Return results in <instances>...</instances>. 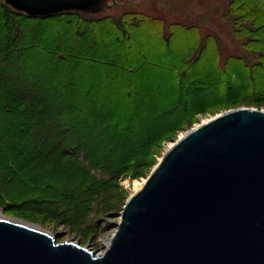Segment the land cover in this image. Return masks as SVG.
Instances as JSON below:
<instances>
[{
  "label": "rangeland",
  "instance_id": "374dc122",
  "mask_svg": "<svg viewBox=\"0 0 264 264\" xmlns=\"http://www.w3.org/2000/svg\"><path fill=\"white\" fill-rule=\"evenodd\" d=\"M115 2L116 4L112 5L110 1L111 7L95 17L63 14L56 18H46L43 22L38 21L40 26L33 27L28 35L33 39V42L28 44L30 47L25 48L21 57L15 60L13 57L19 54H12L9 63L4 66V69L9 71L0 79L8 81V85H21L23 88H30V85L35 86V83L43 81L45 86H48L49 80L51 86H56L55 92L60 98L63 96L72 99L74 95L77 104L68 114L80 119L87 111L90 112V109L85 107L87 104L82 103L84 92L91 83L90 77L84 78L76 74L74 87L77 92L71 93L68 86L72 74L71 60L66 62V57L58 65L52 66L53 63L44 51L35 44L59 45L63 50L62 55L70 54L68 58L72 59V53L77 51L79 45H84L81 40L90 44V41L96 38V43L100 44L101 41L102 44L105 34L107 42L104 49L106 47V51L112 52L110 42L115 37L114 32L145 16L162 17L168 22L198 25L203 39L209 35L214 36V41L220 42V67L224 69V76L220 77L221 80L211 77L199 78L197 85L201 86L200 92H192L188 101H180L181 105L174 108L173 113L134 117V120L137 118V123L131 126L130 134L122 133L120 128H114V139L104 146L94 144L93 149H75L74 152L69 141L61 146L60 152L56 151L51 155L48 150L45 154L26 150L16 158L20 162V170L11 173L4 170V158L0 156V173H5L9 179L0 182V215L3 219L44 230L57 239V245L79 243L97 255L106 253L107 244L111 242L121 222L122 212L128 200L145 186L174 144L191 130L227 112L242 108L264 111V27L260 26L264 22V2L254 4L256 15L261 14L256 21H253L252 17L242 21L243 17L233 10L235 4H231L232 0ZM3 5L6 6L4 1L0 0V20H13L3 11ZM28 22L25 23L29 28ZM97 27H102L98 34L95 31ZM79 30L87 32L80 34ZM90 30L93 31L94 38L91 37ZM0 40L1 49V44L6 38ZM133 46L132 44L131 47ZM127 48L123 58L133 53ZM143 51L144 58L164 63L165 60L159 54L148 49ZM218 53L219 51L216 52V58ZM206 55L207 52L203 57ZM104 72L111 77L110 69L108 72V69L104 68ZM133 80L142 88L137 97L143 96L149 110L153 108L152 112H164L169 109L173 101L167 98L165 90H157L162 88L157 84V77L143 74L135 76ZM119 82L117 78L116 81L108 82L104 79L98 94L105 96V93H118ZM220 82H223V93L216 96V86ZM27 91L35 92L32 89ZM40 94L44 92L40 91ZM213 97L217 98L211 101ZM122 98L110 99V110H127L128 102ZM115 100L118 103H115ZM65 107L63 110L69 109ZM186 110L189 113H185ZM108 118L113 120L115 116ZM121 118L124 123L128 122ZM0 119L3 123L0 122V133L11 138L10 141L3 138V146H28L29 140L26 142L25 139L12 138L15 127L10 123L8 112H3ZM80 125L77 123L76 129L73 130L75 133L72 134L76 136L74 138L89 141L84 126ZM117 141L120 144H117ZM112 148L118 149L115 152L111 151ZM67 153L74 157H66Z\"/></svg>",
  "mask_w": 264,
  "mask_h": 264
},
{
  "label": "water",
  "instance_id": "95a60500",
  "mask_svg": "<svg viewBox=\"0 0 264 264\" xmlns=\"http://www.w3.org/2000/svg\"><path fill=\"white\" fill-rule=\"evenodd\" d=\"M30 18L115 0H3ZM0 218V264H264V111L227 112L169 149L125 205L103 256Z\"/></svg>",
  "mask_w": 264,
  "mask_h": 264
},
{
  "label": "trees",
  "instance_id": "16d2710c",
  "mask_svg": "<svg viewBox=\"0 0 264 264\" xmlns=\"http://www.w3.org/2000/svg\"><path fill=\"white\" fill-rule=\"evenodd\" d=\"M260 2H264V0H232L231 4H235L233 10L239 13V16L243 17L241 19L242 21H244L246 18L251 17L252 19H254L253 21H256V19L261 14H259L258 16L256 15V6H254V4H258ZM2 7L4 8L3 11L7 12L10 18H12L13 20L9 18L8 20H0V33L2 31V33L0 34V39L6 38V41L2 42L3 44H1L0 49V77H3V75L9 71V69H4V66L5 64L7 65V63H9L10 57L12 58V54H19L13 57V59L15 60L21 57L23 51H25V48L30 47L28 46L29 42H33L31 35L30 38L28 36L31 29L33 27L40 26V23H37L38 21L43 22L45 20L43 18H30L25 14L14 11L7 5H3ZM71 14L82 13H64V15ZM61 15L63 14L56 15L51 18H56L57 16ZM91 16L95 17L96 15ZM147 18L150 17H141V19H137L129 23L127 27H123L122 29L119 28V30H116L114 32L115 37L113 41L110 42V45H117V47L111 45L112 52L106 51V47L104 49V46L107 42V37L105 36V34L102 44L101 41L99 42L100 44L96 43V38L91 40L90 44H86L84 40H81L84 45L78 46L77 51L72 53V59L68 58L70 54H68V56L62 55L63 50L59 45H51L45 43L35 44L36 47H39L44 51L50 62L53 63L52 66L58 65L59 62L66 57V62L71 60L72 74L70 83L68 84V86H70L71 93L77 92L74 87V78L76 74L84 78L90 77L91 83L85 90L84 98L82 100L83 105L87 104V106L85 107H88V110L90 109V112L87 111V113L83 114L80 119H75L73 116L68 114L70 112V109H73L77 104L76 100L74 99V95L72 99L63 96L62 98H60L59 94L55 92L56 86L50 85L51 81L48 80V86H45L46 83L45 81H43L40 83H35V86L30 85V88H23L21 85H8V81H5L3 78L2 80L0 79V115L3 112H8V114L10 115V123H12L15 127L12 133L13 135H11L13 139H25L26 142L29 140L28 146L26 147H19L17 145L13 147H9V145L3 146V138L9 141L11 138L6 136L4 133H0V156L4 158L5 171L9 173L14 171L18 172V170H20V162L16 158L23 155L26 150L44 154L48 150V154L51 155L56 151L60 152L61 146L69 141L70 144H72V149L74 152H76L75 149H93L94 144L100 147L104 146V144L109 140L114 139L112 138V133L115 130L114 128H120V131L122 133L126 132L130 134V132L132 131L131 126L134 125L135 122L137 123L138 117L146 115L163 116L173 113L174 108L179 107L180 101H188L191 94L200 92L199 88L201 86L197 85L200 80L199 78L205 77L207 79L211 77L221 80L220 77L224 76V69L223 67H220V42L219 40L214 41L215 37L209 35L199 41L198 50L188 61V63L185 64L181 69L175 85L167 93V98H170V100L173 101L171 102V106L173 107L170 106L168 107L169 109L166 108L167 110L164 112L163 110L152 112L153 108L149 110L148 104H146L145 100L142 98L143 96H141L140 98L137 97L138 92L141 90V88L138 87L133 78L135 76L143 75L141 73L145 71V68H156V66L152 63L154 60L144 58V64L139 67L133 64L130 58L131 56L129 54L126 55L127 57L123 58L125 52L128 50V30L131 27L137 26L147 21ZM154 18L163 22H168L162 17ZM25 22H28L30 24L29 28V25H27ZM169 23L172 27L190 26V30H193L195 28L193 25H187L182 22ZM263 24L264 22L260 26L264 27ZM25 28H28L27 35ZM100 29L102 30V27L95 28L96 34L100 32ZM79 32L80 34H84L87 31L79 30ZM89 32L91 37L94 38L93 31L90 30ZM163 35L166 39L165 41L169 42L171 38L169 33L167 32ZM209 50L210 52L213 51L211 52V59L209 60H213L211 63L214 65V69L211 70V72L209 68H207V70L205 68L207 55L203 57L206 52L208 54ZM217 51H219L218 58H216ZM169 53L171 54L170 48ZM122 59L125 63L122 67L119 68V64H121ZM99 67H101V69ZM104 68H107L108 72L109 69L111 70L109 74H111L112 78L104 74ZM116 78L118 81H120L117 84L118 93H105V96L98 94V91L100 90L102 85L101 82H103L104 79H106L108 82L111 80L116 81ZM222 83L223 82H220L216 86L218 89V91H216V96H221L223 93L221 89ZM213 84L215 83L213 82ZM30 89L35 92H28L27 90ZM106 89L107 85L105 91ZM40 91L44 92V94H40ZM112 98H122V100H126L128 102L126 106L128 107L127 110H110L108 101H110V99ZM216 98L217 97H213L211 101L216 100ZM114 102L118 103L117 100H115ZM65 106L69 107V109L63 110V108H66ZM185 113L189 112L186 110ZM109 116H115V118H113V120H110L108 118ZM121 117H123V119L128 122L124 123V120L122 121ZM134 117L137 118L134 120ZM108 119L110 121H108ZM0 122L1 124H3L1 119ZM77 123L84 126L87 133L86 135L90 138L89 141H81V139L74 138L76 136L72 133H75L73 132V130L76 129ZM117 144H120V142L117 141ZM117 149L118 148H112L111 151H115ZM65 156L74 157L69 153H67ZM8 180L9 179L5 173H0V182H6Z\"/></svg>",
  "mask_w": 264,
  "mask_h": 264
},
{
  "label": "crops",
  "instance_id": "0c3cea01",
  "mask_svg": "<svg viewBox=\"0 0 264 264\" xmlns=\"http://www.w3.org/2000/svg\"><path fill=\"white\" fill-rule=\"evenodd\" d=\"M193 26L195 27L193 30L189 29L190 26L172 27L169 22L147 18V21L131 27L127 32V47L133 52L130 54V58L134 65L141 67L144 64L145 59L142 56L144 49L159 54L165 60L164 63L154 60L152 63L156 68H145V71L141 74L157 77V84L162 87L161 89L157 88V90H165L166 96L175 85L181 69L198 50L199 41L203 39L199 26ZM167 32L171 36L169 42L165 41L166 39L163 35ZM132 44L134 45L133 47H131ZM169 48L171 49V54L169 53ZM211 52L209 50L205 61V68L206 70L209 68L210 72L214 69V65L211 63L213 60L209 61ZM124 63L122 59L119 68Z\"/></svg>",
  "mask_w": 264,
  "mask_h": 264
},
{
  "label": "bare ground",
  "instance_id": "6f19581e",
  "mask_svg": "<svg viewBox=\"0 0 264 264\" xmlns=\"http://www.w3.org/2000/svg\"><path fill=\"white\" fill-rule=\"evenodd\" d=\"M136 181H137V180H136ZM0 218H3V217L0 215ZM37 229H38V228H37ZM39 230H41V229H39ZM42 231H44V230H42ZM44 232H46V231H44ZM46 233H48V232H46ZM109 244H110V243L107 244V249H108ZM103 255H104V253H101V254H98L97 256H103Z\"/></svg>",
  "mask_w": 264,
  "mask_h": 264
}]
</instances>
